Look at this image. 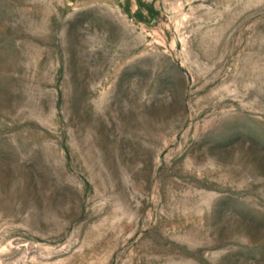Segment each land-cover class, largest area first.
I'll use <instances>...</instances> for the list:
<instances>
[{"label": "rangeland", "instance_id": "1", "mask_svg": "<svg viewBox=\"0 0 264 264\" xmlns=\"http://www.w3.org/2000/svg\"><path fill=\"white\" fill-rule=\"evenodd\" d=\"M0 264H264V0H0Z\"/></svg>", "mask_w": 264, "mask_h": 264}]
</instances>
